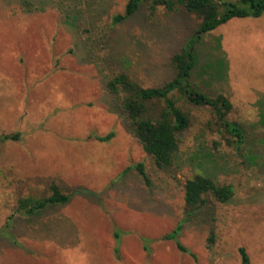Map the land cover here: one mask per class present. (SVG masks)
I'll list each match as a JSON object with an SVG mask.
<instances>
[{
    "label": "rangeland",
    "instance_id": "rangeland-1",
    "mask_svg": "<svg viewBox=\"0 0 264 264\" xmlns=\"http://www.w3.org/2000/svg\"><path fill=\"white\" fill-rule=\"evenodd\" d=\"M127 1L0 0V134H21L0 142V228L12 222L13 238L0 236V264H241L240 249L264 264V11L201 33L181 6L151 11L148 1L113 23ZM192 40L191 81L229 98L245 140L241 151L226 146L208 129L207 108L185 106L191 125L172 178L127 128L105 81L122 71L161 86L174 75L171 56ZM195 173L234 195L208 197L182 223L190 256L162 237L184 217L182 183ZM52 180L66 204L15 214L17 198L46 194Z\"/></svg>",
    "mask_w": 264,
    "mask_h": 264
},
{
    "label": "trees",
    "instance_id": "trees-1",
    "mask_svg": "<svg viewBox=\"0 0 264 264\" xmlns=\"http://www.w3.org/2000/svg\"><path fill=\"white\" fill-rule=\"evenodd\" d=\"M143 1L150 3V10L163 7L171 12L178 6L201 21L197 32L205 33L234 17L259 16L264 11V0H128L122 14L113 17V23L135 13ZM200 37L197 36V38ZM196 41L192 40L180 51L171 56L173 77L161 86H143L127 73L116 71L105 81V89L111 94L126 120L127 128L134 134L148 154L154 166L172 178L177 177L175 161L179 151V135L191 125L190 111L185 106L207 108L211 119L207 127L216 131L224 144L241 151V144L245 140L243 126L236 120H231L228 114L232 111V103L224 94L210 97L196 87L191 81V72L195 65ZM19 132L0 134V142L16 141L20 139ZM113 133L100 139L105 140ZM217 142V141H215ZM135 169L143 180V184L150 185V179L142 162L135 164ZM184 217L175 228L162 238L172 240L176 248L190 256V251L179 241V233L183 222L195 217L211 197L219 203L228 202L234 195L233 186L229 183L219 184L204 173H195L187 177L183 183ZM70 195L62 191L61 187L52 180L47 193L41 196L25 195L17 198L15 214L30 216L41 213L46 208L64 205ZM13 217V214L10 218ZM12 222H6L0 228V236L12 240L9 230ZM116 241L118 233H114ZM210 237L209 241L212 242ZM146 241V240H145ZM145 252L149 251L144 246ZM118 251L115 245V251ZM241 264H250L243 249H240Z\"/></svg>",
    "mask_w": 264,
    "mask_h": 264
}]
</instances>
